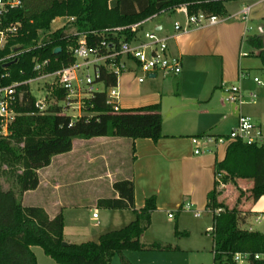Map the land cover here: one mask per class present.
I'll use <instances>...</instances> for the list:
<instances>
[{
    "label": "trees",
    "instance_id": "obj_1",
    "mask_svg": "<svg viewBox=\"0 0 264 264\" xmlns=\"http://www.w3.org/2000/svg\"><path fill=\"white\" fill-rule=\"evenodd\" d=\"M236 0H23V7L11 11L4 19L5 27L19 25L14 36L0 49V88L21 84L22 95L15 106L16 118L9 134H0V264H38L34 247L57 264H110L119 255L126 264V251H172V246L141 243V237L152 226L157 210V198L146 200L144 207H135V187L132 180L113 185L118 197L99 199L97 209L133 210L136 220L126 227L100 236L98 242L64 246L65 220L62 213L51 218L38 206H25L22 196L39 188V171L49 167L54 157L73 150L76 139L99 137L136 141L163 138V117L160 104L115 112L107 102L106 92H98L87 100L86 115L74 119L64 114L58 103L66 97L63 90L54 91L55 101L45 112L36 106L37 96L26 82L35 79L36 63L49 61L45 73H52L75 63L72 49L86 35L90 45L101 41L91 37L105 30L128 28L165 12L186 7L187 15L225 17L226 4ZM58 18L74 19L70 28L51 32ZM72 27V28H71ZM47 33L43 46L37 47L40 33ZM135 34L125 30L117 39L131 41ZM250 42L261 49L263 44ZM57 48L61 52L55 53ZM15 54L16 57L8 59ZM98 83L105 88L116 86L115 73L102 68ZM12 182L5 190L2 178ZM252 181L248 199L257 203L264 197V144L248 145L232 142L225 158L216 164L215 188L208 196L207 209L213 214L214 264H237V254L248 255V264H264V233L241 228L243 211L241 198L230 208L220 201L224 188L239 181ZM217 210H222L216 214ZM251 215V213H245ZM259 256V259L256 258Z\"/></svg>",
    "mask_w": 264,
    "mask_h": 264
},
{
    "label": "crops",
    "instance_id": "obj_2",
    "mask_svg": "<svg viewBox=\"0 0 264 264\" xmlns=\"http://www.w3.org/2000/svg\"><path fill=\"white\" fill-rule=\"evenodd\" d=\"M246 8H249L247 15L243 13ZM226 9L227 15L219 18L217 24L195 26L189 24L186 8L181 7L172 12L176 17L172 24H160L153 30L158 32L160 37L169 38L170 53L180 57L182 73L179 76L164 77L158 74L139 83L135 74L124 73L125 78L119 88L121 110L160 104L162 114L165 89L171 92L178 90L176 95H179L181 101L184 99L183 103L190 100L191 103L184 105L185 110L180 115L183 119L175 123V129L167 128L163 118L164 136L157 142L151 139L133 141L108 137L76 139L71 152L54 157L49 167L39 171V188L25 193L23 197L28 199L30 195H36L41 198L38 207L44 208L51 218L59 213L63 214L65 242L80 244L75 237V229L72 226L67 228L68 214L73 215L74 212L86 209L91 211L99 199L118 197L113 185L119 180L133 181L137 210L145 206L147 199L156 196L157 210L152 216V226L149 229L154 228V216L158 212L176 209L179 213L193 215L202 211L211 213L207 204L208 196L215 188L216 164L225 158L231 143H207L201 140L202 137L229 135L237 126L241 114L250 116L258 125L264 127V0L231 1L226 4ZM176 23L181 26L180 31H176ZM145 25L140 31L141 35L144 32H152L146 30ZM252 26L257 28L259 35H249ZM253 38L261 41V49L250 42ZM240 72H244L247 77L240 80ZM130 77L142 89L148 80L158 78H161L165 85L161 93H153L149 88H144L143 93L137 97V103L126 107L123 105L122 92L126 89ZM255 77L260 78L263 85H257L254 82ZM232 85H239L246 96L250 93L257 94L258 99L242 109L226 103L225 87ZM185 91L192 95L186 96ZM173 117L176 120L178 116ZM195 139H198V143L194 142ZM197 150L200 151L198 155ZM128 160L131 162L130 170L124 168ZM252 187L253 183L249 189ZM236 204L237 202L234 206ZM188 206H191V211L186 210ZM240 209L244 212L241 219L242 229L256 231L254 224L264 227V197L257 203L245 202V205H240ZM106 212L108 218L114 220L115 226H120L124 219L130 222L137 218L133 210ZM94 214V220L100 219L99 215L94 218ZM147 232L141 237V243L147 246L155 243L172 246L160 235L154 234L148 238ZM177 240L180 243L182 241ZM211 253L210 262L214 264V241ZM153 255L154 260L159 258L156 254ZM124 257L126 264L148 263L141 258L134 263L125 253ZM203 257L205 255L199 251L195 253L192 261L198 264L197 261ZM152 263L157 264L155 261Z\"/></svg>",
    "mask_w": 264,
    "mask_h": 264
},
{
    "label": "built area",
    "instance_id": "obj_3",
    "mask_svg": "<svg viewBox=\"0 0 264 264\" xmlns=\"http://www.w3.org/2000/svg\"><path fill=\"white\" fill-rule=\"evenodd\" d=\"M22 7L23 0H0V49L7 44L9 37L17 33L19 27V25L5 27L3 19L11 11ZM248 12L249 8L243 11L246 15ZM152 18L128 28L105 30L99 34L92 32L90 33L91 37L99 36L101 38V41L95 45H90L87 36L82 35L79 44L72 49L75 63L56 72H44L45 68L49 65V61L36 63L34 71L37 72L38 76L25 84L31 87L32 83L54 78L53 82L48 85V94L42 99L37 97L36 106L41 112H45L49 107L47 106V101L54 91L63 90L66 92V97L58 104L62 106L61 103H64V106H62L64 114L68 115L67 110L73 109L81 112L85 108L87 100L93 98L98 92H106L108 104L113 107L115 112H120L119 77L124 73L135 74L139 83H143L147 77L157 76L158 74L164 77L179 76L182 73V62L180 57H176L170 53L169 38L160 37L156 31L140 34L143 25L151 21ZM73 21V18L69 19V22ZM188 21L189 24L195 26H202L203 24L215 25L219 22V17L206 16L201 13L188 16ZM126 29L135 34L133 39L131 41H126L125 38L117 39L118 34ZM175 29L176 31H180L181 26L176 23ZM43 41L44 37L41 38L40 36L37 47H42ZM15 57L16 55L13 54L8 59ZM90 68L94 70L93 75L86 74L82 76L80 74L81 71L89 70ZM102 68H106L116 74L118 77L116 86L106 89L104 84L100 83L104 87L103 90H96L94 88L101 76ZM246 77L247 75L244 72H240V80ZM254 82L257 85H263L260 78L255 77ZM20 85L17 83L0 88V134L4 136L9 134V126L16 118L15 106L18 100L22 98V95L18 96L17 93ZM257 99L258 95L255 93H250L246 96L239 85L225 87V102L236 105L239 109L255 102ZM201 140L217 145L232 142L263 145L264 127L258 125L250 116L241 114L237 126L229 135L220 137L207 135L203 136ZM194 142L198 143V139H195ZM196 154H200V151L197 150ZM186 210L191 211V206H188ZM221 211L217 210L216 214H219ZM194 216L199 218L201 213L197 212ZM169 217L173 218V215L170 214ZM94 218H98L97 212L94 214ZM256 258L259 259V256H256ZM234 260L237 264H248V255L237 254Z\"/></svg>",
    "mask_w": 264,
    "mask_h": 264
},
{
    "label": "rangeland",
    "instance_id": "obj_4",
    "mask_svg": "<svg viewBox=\"0 0 264 264\" xmlns=\"http://www.w3.org/2000/svg\"><path fill=\"white\" fill-rule=\"evenodd\" d=\"M222 19L223 17H219ZM176 19L175 15L172 12H165L161 13L157 16H154L147 25L144 26L146 30H156L157 26L160 24L169 25L172 24V22ZM67 27L70 28L69 20L68 19H57L53 22L51 27V32H55L59 28ZM72 28V27H71ZM252 30H249V35L252 34H260L257 28L254 26L251 27ZM47 33L41 32L40 36L41 38L44 37ZM245 52V47L244 50ZM82 76H85L86 74H94L93 68H90L89 70H83L80 72ZM125 75H121L119 77V88L122 85V81L125 78ZM54 78L44 79L40 80L38 82L32 83L31 90L32 92L39 98L42 99L48 94V85H50L51 82H53ZM164 82L161 78H158L157 80H148L144 84V88H149L150 91L153 93L162 92V88L164 87ZM94 88L96 90H103L104 87L100 83H96ZM142 89L139 87L134 80L129 79L127 87L122 92L123 97V105L126 107H131L132 105H135L137 103V97L139 94H142ZM178 90H175L174 92H171L170 90L165 89L163 92V118L165 120V124L168 127H171L172 129L175 127V123L177 121H182L183 117H180L181 113L184 112V105L191 103L190 100H187L185 103L184 99L182 101L180 100L179 95H176ZM188 92V91H187ZM185 91L186 96H191L192 94L190 92L187 93ZM181 93V92H180ZM179 93V94H180ZM181 95V94H180ZM54 104V101L52 99H49L47 101V106ZM62 106H64V103H61ZM181 105V106H180ZM178 106V107H176ZM180 106V108H179ZM176 107V108H175ZM67 114L74 119L79 118L80 116L86 115L85 109H83L81 112L77 110H67ZM173 116L176 117V120H174ZM175 129V128H174ZM179 131V130H178ZM177 131V132H178ZM176 132V130H175ZM129 160L126 162L127 166L125 165L124 168L127 170H130L131 162ZM4 189L8 190L12 188V182H8L6 178H2ZM120 181V180H119ZM252 181H242L239 180L236 185L229 184L227 188H224L223 195L220 197L221 201H224L229 206H234V203H236L239 198H241L240 205H245V202H252L251 199H248L249 191H250V184H252ZM22 202L24 205L29 206H38L41 203V198H38V196L30 195L28 199H25L22 196ZM98 213L100 219L94 220L93 214ZM202 216L200 218H195L193 214L190 213H179L178 210L170 209L167 212H158L154 216V222L155 226L153 229H148L147 236L148 238H151L154 234L160 235L168 243H170L173 246V250L169 252H139V251H127L125 252V255L127 258H131L134 263L138 262V259L143 261H148L147 264H154L152 263L155 261L157 264H196V261H192L195 253H198L199 251L205 255L203 259L197 261L198 264H211V249L213 244V236L211 229L213 227V221H212V214L207 211L201 212ZM71 214H68V221H67V228L73 227L75 229V237L80 241L79 243H83L85 241H94L98 242L99 237L103 234L109 233L111 231H115L118 229H122L126 227L127 224H130L132 221L129 222V220H123L120 224V226L114 225V220L109 219L107 212L105 209H98L96 211V207L94 206L92 210L89 209L86 210H80L77 212H74ZM130 214V213H129ZM172 214L173 218L171 219L169 215ZM135 220V219H134ZM126 221V222H125ZM254 229L256 231H264L263 225L254 224ZM188 235H185V234ZM83 239V240H82ZM181 239V243L178 242ZM67 243V242H66ZM33 251L37 257L38 264H57L54 260L49 258L44 254V251L40 247H34ZM150 254V255H149ZM153 254H156L155 256H159L158 259L154 260ZM175 257H178L179 259L176 260ZM174 258V259H173ZM147 259V260H146ZM128 260V259H127ZM129 263V262H128ZM110 264H125L121 257L119 255H114L111 258ZM131 264V262L129 263Z\"/></svg>",
    "mask_w": 264,
    "mask_h": 264
},
{
    "label": "water",
    "instance_id": "obj_5",
    "mask_svg": "<svg viewBox=\"0 0 264 264\" xmlns=\"http://www.w3.org/2000/svg\"><path fill=\"white\" fill-rule=\"evenodd\" d=\"M59 52H61V48H57V49L55 50V53H59ZM153 77H155V76H153ZM63 245H64V246H67L68 243L64 242Z\"/></svg>",
    "mask_w": 264,
    "mask_h": 264
}]
</instances>
